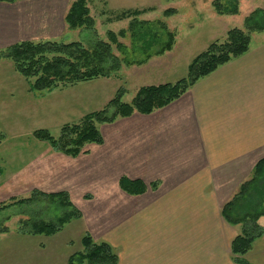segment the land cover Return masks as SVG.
<instances>
[{
	"label": "crops",
	"instance_id": "crops-1",
	"mask_svg": "<svg viewBox=\"0 0 264 264\" xmlns=\"http://www.w3.org/2000/svg\"><path fill=\"white\" fill-rule=\"evenodd\" d=\"M54 2H0V48L62 33L65 10ZM101 133L103 143L88 144L77 157L50 145L39 148L9 176L4 199L29 196L34 189L68 192L82 216L55 235L79 224L81 243L87 233L108 242L118 264H234L232 242L243 228L229 223L222 208L264 158V31L253 34L247 53L178 100L105 123ZM123 176L150 188L130 194L120 186ZM263 241L264 235L255 241L249 262L264 264L255 258L258 251L264 258ZM36 243L41 250L46 244Z\"/></svg>",
	"mask_w": 264,
	"mask_h": 264
},
{
	"label": "rangeland",
	"instance_id": "rangeland-1",
	"mask_svg": "<svg viewBox=\"0 0 264 264\" xmlns=\"http://www.w3.org/2000/svg\"><path fill=\"white\" fill-rule=\"evenodd\" d=\"M58 1L62 5V10H65L64 30L52 40L65 43L80 41L91 47L99 39L109 41V31L118 34L122 29L129 28L131 18L119 20L117 15L127 10L153 8L139 16V19L152 22L154 26L151 30L157 33H161L162 30L158 22L165 21L169 30L175 33L176 41L170 50L157 53L168 40L164 33L161 41L159 43L156 41L148 53H144L139 47L135 48V40L131 32H128L125 37H120V41L125 45L124 51H119L114 46V52L120 57H125L130 63H123L115 76L100 77L67 87L60 86L53 92L31 91L33 79H27L19 73L12 60H0V127L4 134L0 142V206L6 202L10 204L32 196L33 192L29 196L20 194L22 196L4 199L5 195H8L9 176L21 169L39 148L50 145L34 136L36 130L48 129L53 136L58 137L64 124L79 123L87 113L101 110L120 88L126 90L123 100L131 103L142 86L163 82L175 83L187 76L190 61L205 49L206 43L218 37L223 41L227 29L244 28L245 18L249 14L258 8L264 9V0H239V13L235 15H219L213 6L214 0H88L96 21L95 26L91 29H69L65 16L75 0ZM58 1L54 2L57 6ZM226 1L229 0H224ZM172 8L175 13L165 15V11ZM177 9L181 12L176 15ZM211 15L217 18H209ZM119 118L123 117L117 119ZM103 124L105 123L99 125L100 131ZM65 210L66 207L56 201L47 197H37L35 202L14 204L1 211L0 221L5 219L9 231H0V264H63L67 253L83 251L84 246L78 234L79 224L73 223L59 235H31L21 231L20 224L23 220L36 217L54 221L62 216ZM7 216L12 217L7 221L5 218ZM261 225H264V217ZM69 237L72 239L70 242ZM38 240L46 243L42 250L35 246ZM261 244L264 245V241ZM261 244L260 248L263 246ZM261 255L262 251H258L255 258L264 261Z\"/></svg>",
	"mask_w": 264,
	"mask_h": 264
},
{
	"label": "trees",
	"instance_id": "trees-1",
	"mask_svg": "<svg viewBox=\"0 0 264 264\" xmlns=\"http://www.w3.org/2000/svg\"><path fill=\"white\" fill-rule=\"evenodd\" d=\"M16 0H0V2H15ZM213 6L220 15H235L239 13V0H214ZM127 10L117 15L119 20L130 19L128 29H122L118 34L109 31V41L99 39L91 47L80 41L70 43L52 39L24 40L0 48V60H12L15 69L31 82V91H52L60 86L67 87L83 81H90L100 77L115 76L123 63H130L125 57L114 52V46L124 51L125 45L120 37L131 32L135 40V48L139 47L145 53L161 41V36H168L167 42L157 53L170 50L176 35L169 30L165 21H159L161 33L152 32V22L139 19V16L152 10ZM175 10L168 9L165 15L170 16ZM65 22L69 29L93 28L95 18L92 15L88 0H75L68 9ZM150 23V24H149ZM264 31V9L258 8L245 18L244 28H232L227 31L222 41L216 39L208 47L197 54L188 66V74L175 83L167 82L157 85H145L139 88L131 103L123 100L126 90L120 88L114 97L101 110L92 111L83 116L79 123H66L61 128L58 137L52 135L48 129H38L34 136L48 142L56 151L77 157L87 152L86 146L91 143H103L104 139L99 129L102 123L115 121L118 117H127L138 111L149 114L163 108L181 97L197 81L208 76L220 66L238 58L250 49L254 33ZM4 138L0 127V142ZM1 173V168H0ZM121 188L130 194H143L148 185L140 180L122 177ZM153 189L158 183H152ZM37 197H47L56 201L66 210L56 220L30 217L21 221V231L25 234L54 235L60 232L72 219L82 216L74 206L69 193L62 191L46 194L35 190L31 197L21 198L10 204L0 206V212L12 205L35 202ZM224 218L231 224L242 225V232L232 242V259L234 264H253L246 259V255L253 249L255 240L264 234V227L259 220L264 216V158L254 167L252 176L244 181L234 196L222 208ZM12 216H7L8 221ZM0 231L8 232L5 219L0 221ZM83 251L70 255L67 264H118L116 249L106 241H96L89 233L82 238Z\"/></svg>",
	"mask_w": 264,
	"mask_h": 264
}]
</instances>
